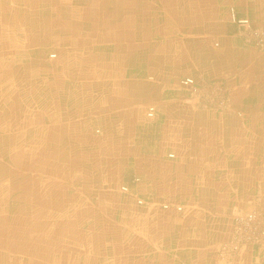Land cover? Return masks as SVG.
<instances>
[{
	"label": "rangeland",
	"instance_id": "1",
	"mask_svg": "<svg viewBox=\"0 0 264 264\" xmlns=\"http://www.w3.org/2000/svg\"><path fill=\"white\" fill-rule=\"evenodd\" d=\"M0 1H3L10 10L9 14L12 13L10 7L13 6L14 12L11 14L13 18L22 15L24 0ZM34 1L37 4L40 2L50 3L51 5L48 7L56 8V5L53 4L54 0ZM94 1L90 0L91 4ZM128 1L118 0L117 4L121 5L122 10L123 5H128ZM199 1L201 6H210L214 9L211 14L213 20L206 28L200 25L199 21L197 25L188 24V22L178 23L176 19H172L174 18L172 15H170L172 18H169L162 11L155 12L156 10H154L153 14L147 15L150 23L146 30H148V36L150 34L153 38L152 53L148 47L140 46L134 54L132 51H127V48L132 49V46L127 47L122 43L116 49L110 42L103 40L104 42H99V45H96L98 44L96 42L91 43L93 49L99 48L100 51L98 55H93L90 52L92 51L90 45L79 44L86 42V38L95 41L96 37L111 35L114 29L108 28L109 24H105L107 20L105 16L90 11L88 18L89 16L95 18L98 25L93 26L95 28L91 29V34L86 30L79 33L82 40L78 42L69 44L68 40H64L65 44L60 45L51 41L52 38L62 40L65 36L67 37L69 30H66L65 27L58 30L56 29L58 26H54V30L51 29L50 24L52 26L53 24L49 20L52 15L48 9L45 10L48 11L45 14L42 15L40 12L38 18L33 17L30 22L28 19L26 23L28 28L26 33L37 39V45H25L22 37L16 31L9 29L7 34H14L17 37V46H13L0 37V96H3L2 100L0 99V108L3 109L8 100V103H12L10 99H13L19 110L21 112L24 110L25 116H28V111H31L30 107L32 106L42 107L48 104L50 109L57 106L52 111L60 116V118L57 117L59 118L57 122L64 127V130L57 131V136L54 137L56 139L52 140L53 137H51L42 143L44 149L59 150L57 158L28 157L22 160L23 165L26 166L25 171H32L30 167L34 164L38 163L43 166L49 161L50 167L55 168V172L52 170L53 174H49L52 182L49 185L48 182H45V185L33 184L32 189L33 175L30 172H25L24 177L28 180L26 181L27 187L24 188L28 189L31 197V191L36 193L37 190L34 188L40 186L38 193L41 200L46 203L43 207L48 208L52 218L58 216V213L69 215L68 221L64 219L60 223L58 221L59 225L56 231L62 229L61 235L52 236L48 243L50 229L55 230L57 223L50 222L52 224L46 226L41 224L39 229L44 234L40 238H37V234L31 235V238L25 235L23 241H27L28 244L23 246L22 252H0V264H131L134 262L133 255L136 252L133 251L136 237L129 231L132 228L148 229L149 221L146 220L145 215L157 213L182 216L184 207L187 211L191 208L183 205L176 198L177 187H175L174 180L169 182L174 183L173 186L171 185L167 191L164 189L161 192L159 168L165 166L159 161V157L149 156L155 152L167 151L168 158H174L176 154L173 152V146H176L174 140L179 139L169 135L168 141L172 144L162 143L161 147H154L153 143L158 144L160 141L161 128L178 134L177 125H172L178 119L180 124H185V121H189V119L204 124L208 118L227 120V117L241 119L254 116V110H245L244 108L239 110L235 107L237 98H243V96H239L235 92L239 90L237 87L241 86L234 84L233 78L227 77V37L223 27L227 16L231 25L236 27L237 34L244 46L252 47L259 53L264 52V48L260 49L245 41L244 32L231 22V11L238 18L248 19L253 27L260 26L259 28L264 29L263 24L256 26L249 18L239 16L236 7L232 3L227 5V0ZM144 2L147 4V1L144 0L136 1L142 5H145ZM162 2L163 7H161L164 10L171 5L170 0H161ZM106 7L111 10L110 7ZM185 8L187 9L186 6ZM34 10L38 12V8ZM37 12L34 13V16ZM118 18L126 20L127 15L122 12ZM143 21L142 17L140 22L143 23ZM32 26H36L34 34L31 32ZM118 26L120 28L117 29L118 33L121 36H127L128 31L124 29L126 27L122 24ZM143 26L144 24L141 27L143 28ZM8 27H14V25ZM206 31H208V37L204 34ZM136 32L140 38H144L143 30L137 29ZM212 32H215L216 36L211 37ZM192 38L202 41L210 40L211 44L202 47H206V50L208 49L213 54L211 56V59H215L213 64L205 63L204 68L200 69L198 63L185 62L182 61L181 56L179 59L176 57L177 52L182 53L181 49L186 48L181 41L188 42ZM107 44L109 45L107 46ZM190 48L192 49V47ZM195 48L193 57L195 56L197 59L199 48ZM111 50L115 54H109ZM160 51L167 52V57L163 56L166 57L165 61L159 60L160 53H162ZM150 53L152 60H150L151 65L148 66L146 64L150 63L146 61H148ZM185 60H191V58L187 55ZM93 65H96V69L98 67L99 77L79 79L80 72L84 74L89 72L86 70H91L89 66ZM34 71L42 74L36 75ZM55 71L57 73H54ZM61 74L66 76H60ZM189 78L194 82L192 87L183 84ZM93 81L99 84L98 90L88 87ZM80 82H83V87L78 86ZM66 83L68 86L72 83L74 87L67 88ZM32 86L37 87L36 90L28 89ZM136 88L141 91L135 93L133 90ZM72 91L79 95V97H75L78 104L73 105V109L68 112L75 116H72L73 120L66 126L67 124H63L61 121L64 116L60 111L69 105L70 97L73 96H70L69 93ZM118 91H120V96L118 95L120 100L117 99L116 101L119 103L114 104L113 98L110 100V95L113 96ZM253 91L254 88L247 96L244 94L246 96L244 102L252 100V104L255 103L258 95ZM107 99L111 102H104ZM15 102L10 106L15 107ZM52 111L45 110L41 116L46 118ZM149 113H152V116H149ZM0 118L4 119L3 115ZM5 124L0 119V129H4ZM8 124L11 122L8 121ZM180 124L179 126L183 130L184 126ZM204 127L206 130L202 129V132L205 134H213L219 138L223 135L221 127H216L215 130L208 126ZM30 128L32 126H29ZM51 129L53 130L52 127ZM186 132L184 135L187 137L188 133ZM7 133L14 134L13 128ZM182 133L183 131L178 135ZM30 134L29 131H25L23 136L26 140H31ZM134 137L136 144L132 145L131 140ZM148 140L151 142L147 144ZM162 140L164 141V138ZM1 144L4 146L5 143ZM218 144V148L222 149L223 143L221 145V142L216 143L215 148L217 149ZM12 145L16 146L15 143ZM140 145L143 146L141 149H139ZM37 152L39 153V150ZM7 155L10 156L9 153ZM3 156L5 155H0V168L9 167V172L0 174V226L7 228L4 236L7 240L5 241L13 244L19 243L17 239L19 234L30 231L28 228L32 221L29 215L42 210L40 207L35 209L28 204L29 202L20 204L17 201L16 194L19 192L16 191V182L20 181V176L10 170L16 169L17 165L21 163V159ZM44 176L47 178V175ZM153 177L157 178L156 182L159 183L155 190L151 184ZM123 187H126V191L122 190ZM260 198L264 202V191ZM139 200L143 202L142 205L138 204ZM250 202L249 210L244 212L238 210L233 215L229 234L227 235L226 232L224 238L217 237L215 242L211 243L216 262L219 261V264H230L244 248L241 247L235 251L231 260L227 257V247L230 246L234 230L239 228L243 217L253 214L261 217L264 223V216L257 206L258 204H255V199L251 198ZM177 207L182 209L179 211ZM202 208H205L203 212L207 210V207ZM196 209L197 207H194L193 211L190 210L191 214ZM212 209L216 208L212 207ZM80 216L83 220H80ZM192 216L195 215L192 214ZM176 218L178 217H174V219ZM32 229L37 230L38 228ZM63 231L71 233L66 238L65 246ZM86 231L91 233L85 243L83 240L87 235ZM219 233L221 234L220 230ZM219 233L217 234L219 235ZM136 240L138 239L136 238ZM47 244L51 247H48ZM83 246H86V249L88 247V252L85 255ZM247 246L262 249L264 244H249ZM33 257L37 260H31Z\"/></svg>",
	"mask_w": 264,
	"mask_h": 264
},
{
	"label": "crops",
	"instance_id": "2",
	"mask_svg": "<svg viewBox=\"0 0 264 264\" xmlns=\"http://www.w3.org/2000/svg\"><path fill=\"white\" fill-rule=\"evenodd\" d=\"M136 1L137 0H129L127 6L123 5V7L126 8L124 9L122 7L123 9L121 10V5L117 4L118 0H111V2H109V0H95L92 4L90 0H54L53 4L56 5V8H52L51 6L48 7L51 5L50 3L44 4L40 2L37 4L34 0H24V11L22 15L17 18L11 16L14 12L13 6L10 7L12 8V13L9 14L8 12H10V10L3 1H0V37L6 42L13 44V46H17V37L14 34H12L14 36L7 34L9 29L10 31H16L24 40L23 43L25 45H37V39H35L33 35L31 37L26 33L28 29L26 23L28 19L30 22L31 18H38L41 14L40 12H42L43 15L45 12L50 11L52 17L49 22L53 24V26L50 24L51 29L54 30L53 27L58 26L56 28L58 30H61L62 27L69 30L67 37L65 36L62 40L52 38L51 41L60 45L65 44L64 40H68L69 44L78 42L82 40V36L79 33L85 30L90 33L91 29L95 28L93 26L98 25L96 24L97 21L95 18L91 16L88 18L90 11L94 14L97 12L98 15L100 13V15L105 16L107 18L105 24H109L108 28L114 30L111 35L102 36V39L96 37L95 41H93V39L89 40V38H86V42L79 45L91 46L93 45L91 43L94 42L98 43L96 45H99V42L104 40L108 43L110 42L116 49H118L117 46H121L122 43L127 45V47L132 46V49L127 48V51H132L134 54H136L137 48L140 46H144L145 48L148 47L149 51L152 53L153 38L150 34L148 36L146 27L148 23H150L148 22L149 18H147V15L150 16L153 14L154 10H156L155 12H164L169 18H172L170 16L172 15L174 17L172 19H176V21L181 24H184L183 22H188V24L194 23L197 25L199 21L200 25H203L204 28L213 20L211 14H213L214 9L210 6H201L199 0H170L171 5L165 9L166 11L162 8L163 2L161 3V0H144L147 1V4L144 2L145 5L136 3ZM262 1L264 0H260L257 3H250L247 0H227V5L232 3L236 7L239 16L249 18L254 25L258 26L260 24L264 25V3H262ZM106 6L110 7L111 10H108ZM37 8L38 12L34 10ZM47 9L48 11H45ZM35 12L37 13L34 16ZM122 12H125L127 15L126 20H120L118 18ZM8 16L10 17L8 18ZM142 17L144 19L143 23L140 22ZM8 19L9 22H7ZM120 24L126 27L124 29L128 31L127 36H121V34L118 33L117 29H120L118 28ZM143 24L144 26L142 28L141 26ZM10 25H14V27H8ZM223 27L227 37V77L233 78L234 84L241 86L237 87L239 90L235 92L237 95L243 96V98H237L235 107L239 110L243 108L245 110H254L255 114L250 118L243 117L241 119L233 117H227V120L208 118L204 124L193 122L191 119H189L190 122L185 121V124H180L178 123V119L176 120L177 122H174L172 125H177L178 134L183 131L181 135L177 133L173 134L170 130L161 128V132H159L160 141L158 144L153 143L154 147H161L162 143L172 144V142L168 141L169 135L172 137L176 136L175 138L179 140H174L176 146L172 145L174 149L173 152L176 153L174 158L169 159L167 151H159L158 153L155 152L149 155L154 158L159 157V161L165 166L159 168L161 174L160 190L161 192L164 189L167 191L169 187L174 184L169 182L174 180L176 184L175 187H177L176 198L180 203L188 207L190 206L191 208L187 211L184 207L182 216L162 215L157 213L145 215L146 220L149 221V228H145L144 230L132 228L131 231H129L138 239L136 240L135 238L133 243V251L136 252L133 255L134 262L131 264H219V261L216 262L217 260L211 243H214L217 237L224 238L226 232L227 235L229 234L235 212L238 210L241 212L249 210L251 198H254L255 204H258L257 206L261 209L262 215L264 216V202L260 198V195L263 194L264 191V52L259 53L252 47L244 46L237 34L236 27L229 22L228 16ZM35 28L36 26H32L31 28L33 34L36 32ZM137 29L143 30V39L136 34ZM204 34L208 37V31ZM210 36L214 37L216 33L212 32ZM204 40L205 41L192 38L188 42L181 41L182 45L186 46V48L181 49L182 53L177 52L176 57L179 59L181 56L183 59L182 61L185 62L191 61L193 63H198L200 69L204 68L205 63L213 64L215 61V59H211L213 54H211L208 49L206 50V47H202L206 44H211L210 40ZM157 44L159 43L157 42ZM108 45L109 44H107V46ZM194 46L199 48L197 59L195 56L193 57L196 49ZM190 47H192V49ZM91 48L92 51L90 52H92L93 55H98L100 52L99 48L93 49L94 47L92 46ZM112 51L113 50H111L109 54L114 53ZM151 53L149 55L150 57L147 58L148 61H146L150 63L146 64L148 66L151 65ZM187 55L191 60H185ZM163 56L167 57V52L160 53L159 60L165 61L166 57ZM90 58L92 57L90 56ZM89 68L91 70L87 69L86 71L89 72L85 74L80 72L81 75L79 79L99 77L98 74L100 73L98 72V67L96 69V65L92 67L89 66ZM208 72H210L209 69ZM34 73L36 75L42 74L37 71H34ZM54 73L57 72L55 71ZM60 76L66 75L61 74ZM82 83L83 82L78 83V86L83 87L84 84ZM66 86L67 88L74 87L72 83L70 86L66 83ZM88 87L96 90L100 88L99 84L95 81L90 82ZM36 88L37 87L32 86L28 89L34 91ZM253 88V92L258 95L257 100L254 104H252V100H246V102H244L245 97ZM133 91L139 93L141 90H137L136 88ZM73 92L75 91L69 93L70 96L73 95L70 97L69 105L65 106L62 111H60L61 115L64 116V119L61 121L63 124H67L66 126L73 120L72 116H75V114L68 112L73 109L75 104H78L76 98L79 97V95ZM244 94H246V96H244ZM118 95L120 96V91H118L117 94H113V96L110 95V100L113 98L114 100L112 99V101L114 104L120 100ZM1 97L3 98V96H0V99ZM117 99L118 101H116ZM110 100L107 99L104 102H111ZM8 102H6L3 109L0 108V117L2 115L4 117V119H0L6 123L5 127L8 126L6 128L4 127V129H0V143H5L4 146L2 144L0 145V153L5 155L3 157L21 159V163H19L17 167L15 166L16 169L10 170V172H15L17 176H20V181L16 182V191L19 192V194H16V197L20 199V204L29 202V205L37 209L39 207L37 206L39 205L37 201H39V199L41 200L40 194L38 193L40 186L34 188L37 190L36 193L31 191L30 197V193L27 191L28 189L26 188L25 190L24 188L27 187L26 181L28 180L24 177V173L30 172L33 175V189V184L45 185V182H48L49 185V183L52 182L49 174H53L55 168L52 166L50 167L49 161H47L43 166L37 163L30 167L32 171H25L26 166L23 165L22 160L28 157H39L44 159H50L51 157L57 158L60 151L57 149L52 151L44 149L42 143L49 140V138L51 139V137H53L52 140L56 139L54 137L57 136V131L64 130V127L57 122L60 116L52 111L57 106H54L52 109L49 108L48 104L46 106L44 105L45 107L32 106L30 107L31 111H28V116H25L24 110V113L21 112L13 99H10L12 103ZM14 102L16 104L15 107L10 106ZM99 108L102 109L100 106ZM45 110L52 111V113L49 112L46 118L41 116ZM5 115L7 116L5 117ZM9 115L10 117H8ZM8 121L11 122V124H8ZM179 124L184 126L183 130ZM29 126H32V128L29 129ZM204 126L213 128V130H215L216 127H221L220 130L223 131V135L219 138V136L213 134H205L202 132V129L206 130ZM12 128L14 134L7 133ZM25 131L31 133V140L25 139L23 136ZM184 132L188 133L187 137L184 135ZM163 138L164 141L162 140ZM150 142L151 141L148 140L147 144ZM219 142H221V145L223 143V146H221L223 147L222 149L218 148L219 144L217 149L215 148L216 143ZM12 143H15L16 146H13ZM131 144H136L135 137L131 140ZM142 147L143 146L140 145L139 149ZM37 150H39V153ZM8 153L10 156L7 155ZM8 168L9 167H1L0 174H8ZM44 175H47V178H45ZM6 179H8V177H6ZM152 179V188L155 190L159 183L156 182L157 178L153 177ZM254 193L257 194L253 195ZM31 200L33 201L31 202ZM44 204L46 205V203ZM200 206L207 207V210L203 212L205 208H200ZM194 207H197V209L195 212H192L195 216H192L191 211H193ZM212 207L216 209H212ZM41 210L42 211L35 214L32 213L29 216H31L32 223L36 220L44 226L51 225L52 223L50 222L57 223L55 230L50 229L51 231L47 238V242L49 243L60 221L63 219L67 220L69 215L63 213L62 217V214L58 213V216H56L57 218H52L51 213L48 212V208ZM174 217L178 218L174 219ZM80 220H83L82 216H80ZM84 220H86V218H84ZM29 227L28 230L32 231L29 233L30 235H28L30 238L31 235L35 236L36 234L38 236L37 238H40L44 234L42 233L43 231L39 229L41 228L40 226L37 230L32 229L35 227ZM61 230L62 229H60V231ZM90 233L91 232L86 231L87 235L83 242L86 243ZM217 233H219V235ZM70 234L71 233H68L66 235V232L63 234L64 246L66 238H68ZM143 238L145 239L143 240ZM47 246L51 247L49 244H47ZM83 249L85 251L84 255L87 254L88 247L86 249V246H83ZM91 249L94 250L92 247ZM34 260L37 259L33 257V261ZM230 264H264V247L262 249L248 246L244 247Z\"/></svg>",
	"mask_w": 264,
	"mask_h": 264
},
{
	"label": "built area",
	"instance_id": "3",
	"mask_svg": "<svg viewBox=\"0 0 264 264\" xmlns=\"http://www.w3.org/2000/svg\"><path fill=\"white\" fill-rule=\"evenodd\" d=\"M253 2L256 0H248ZM231 22L244 32V39L247 43L253 44L256 47L264 48V29L253 27L248 19L238 18L235 13L231 11ZM184 85L192 87L194 82L191 78L183 82ZM152 116V113H149ZM143 202L139 200V204ZM181 210V207H177ZM238 229L234 230L231 244L227 247V257L231 260L233 253L241 247H247L249 244H264V223L261 217L249 214L243 217ZM236 253V252H235ZM234 253V254H235Z\"/></svg>",
	"mask_w": 264,
	"mask_h": 264
},
{
	"label": "bare ground",
	"instance_id": "4",
	"mask_svg": "<svg viewBox=\"0 0 264 264\" xmlns=\"http://www.w3.org/2000/svg\"><path fill=\"white\" fill-rule=\"evenodd\" d=\"M122 190L123 191H126V187H123L122 188ZM30 191V190H29ZM18 200V202H19V198L17 199ZM33 200H31V202H32ZM141 201V200H140ZM38 203H39V205H37V206H39L41 209H46V207H43L45 204L42 202V200H40L39 199V201H37ZM138 204H139V201H138ZM143 204V203H142ZM142 204H140V205H142ZM38 207V208H39ZM43 207V208H42ZM164 207V206H163ZM182 209V208H181ZM64 212V211H63ZM50 213V212H49ZM47 214V213H46ZM62 215V217H63V213H61ZM41 215H44V214H41ZM56 217V216H55ZM39 222H41V221H39ZM6 224H7V222H6ZM5 224V225H6ZM41 225V223H38V220H36V221H34V223H31V228L32 227H36V228H38L39 226ZM7 226H8V224H7ZM1 228H0V252L2 253V252H12V253H16V252H22V250H23V246L25 245V244H28V242L27 241H23V238H24V236L25 235H30L29 233H31L32 231H30V232H28V233H21V234H19L18 236H17V239H18V241H19V243L18 242H16V243H13V244H10L8 241H5V240H7V238L6 237H4L5 236V232H6V230H7V228L5 229L4 227H2V226H0ZM6 227V226H5ZM44 227V226H43ZM42 227V228H43ZM65 233V231L63 232V234ZM67 233H70V232H67ZM67 233H66V235H67ZM54 236L55 235H61V233H60V231H54ZM31 260H33V258H31Z\"/></svg>",
	"mask_w": 264,
	"mask_h": 264
}]
</instances>
